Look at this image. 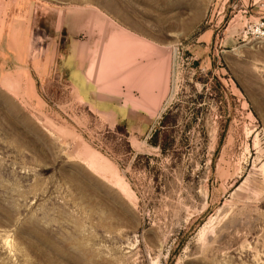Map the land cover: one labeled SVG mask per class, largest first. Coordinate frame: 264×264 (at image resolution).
I'll return each instance as SVG.
<instances>
[{"label": "rangeland", "instance_id": "rangeland-1", "mask_svg": "<svg viewBox=\"0 0 264 264\" xmlns=\"http://www.w3.org/2000/svg\"><path fill=\"white\" fill-rule=\"evenodd\" d=\"M261 23L264 0H0V264H264ZM78 47L159 106L82 102Z\"/></svg>", "mask_w": 264, "mask_h": 264}, {"label": "crops", "instance_id": "crops-1", "mask_svg": "<svg viewBox=\"0 0 264 264\" xmlns=\"http://www.w3.org/2000/svg\"><path fill=\"white\" fill-rule=\"evenodd\" d=\"M84 54L82 47H78L73 54H67L65 62L59 66L60 75L67 77L76 87L82 102L103 114L122 115L128 123L129 120H136L139 115L152 114L155 105L159 106V93L157 97L148 96L150 99L143 97L142 94L140 96L139 92L134 90L133 84L129 87V81L124 83L128 75L126 77L125 74L113 75L112 70H110L112 67H110L111 65L108 66L106 61L99 62L95 59L91 62ZM98 74L104 80L111 79L107 87L115 90V92L100 90L97 82ZM139 91L141 90L139 89Z\"/></svg>", "mask_w": 264, "mask_h": 264}, {"label": "bare ground", "instance_id": "bare-ground-1", "mask_svg": "<svg viewBox=\"0 0 264 264\" xmlns=\"http://www.w3.org/2000/svg\"><path fill=\"white\" fill-rule=\"evenodd\" d=\"M124 37H125V39L123 40L124 42H123V45H124V47H123V50H121V48H117L116 49V56H114V58L116 57L117 59H118V61H117V59L115 58L114 60H116V62H118V64H121L122 62H125V63H128L129 62V60H130V58L132 57L130 54H129V45L130 46H135L134 44H136L135 42H133V41H130L129 42V35H124ZM138 43V42H137ZM128 46V47H127ZM143 47H145V44H144V46ZM142 47V48H143ZM141 48V51H143V49ZM140 52V51H139ZM146 52V51H145ZM137 53V52H136ZM129 55H130V58H129ZM113 59V58H112ZM133 60V59H132ZM132 60H130V61H132ZM122 65V64H121ZM114 69V68H113ZM128 71H129V67H128ZM128 75V76H127ZM125 76H127L126 77V79H128L129 78V72L125 75ZM131 79V78H130ZM135 80V79H134ZM133 80V78L131 79V82H133L134 81ZM129 86H131V85H129ZM142 89V92H143V94H145V92L143 91V88H141ZM155 111V110H154Z\"/></svg>", "mask_w": 264, "mask_h": 264}, {"label": "built area", "instance_id": "built-area-1", "mask_svg": "<svg viewBox=\"0 0 264 264\" xmlns=\"http://www.w3.org/2000/svg\"><path fill=\"white\" fill-rule=\"evenodd\" d=\"M254 36L264 38V23L258 24L255 27V30L252 33Z\"/></svg>", "mask_w": 264, "mask_h": 264}]
</instances>
